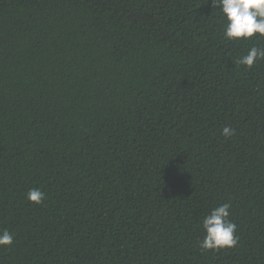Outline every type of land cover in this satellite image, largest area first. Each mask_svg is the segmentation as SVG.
<instances>
[{"label": "trees", "instance_id": "1", "mask_svg": "<svg viewBox=\"0 0 264 264\" xmlns=\"http://www.w3.org/2000/svg\"><path fill=\"white\" fill-rule=\"evenodd\" d=\"M253 41L212 0H0V264H264ZM222 203L239 241L202 251Z\"/></svg>", "mask_w": 264, "mask_h": 264}, {"label": "clouds", "instance_id": "2", "mask_svg": "<svg viewBox=\"0 0 264 264\" xmlns=\"http://www.w3.org/2000/svg\"><path fill=\"white\" fill-rule=\"evenodd\" d=\"M212 7L220 13L222 34L227 41L241 43L253 41V46L246 54H239L234 63L251 70L264 61V48L257 47L255 41L264 38V0H212ZM230 138L235 130L225 126L221 133ZM28 202L41 205L46 197L40 188H30L27 191ZM231 203H222L210 209L202 220L203 239L199 247L202 251L217 252L226 248H234L239 236L235 235L237 225L230 219ZM14 234L7 228L0 231V248L11 247L14 244Z\"/></svg>", "mask_w": 264, "mask_h": 264}]
</instances>
